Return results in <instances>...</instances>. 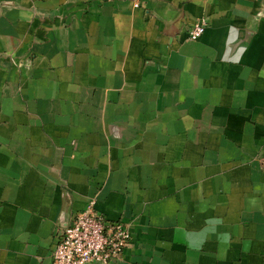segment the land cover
Segmentation results:
<instances>
[{"label": "crops", "instance_id": "0c3cea01", "mask_svg": "<svg viewBox=\"0 0 264 264\" xmlns=\"http://www.w3.org/2000/svg\"><path fill=\"white\" fill-rule=\"evenodd\" d=\"M89 199L108 264H264V0H0V264Z\"/></svg>", "mask_w": 264, "mask_h": 264}, {"label": "built area", "instance_id": "2783aa9c", "mask_svg": "<svg viewBox=\"0 0 264 264\" xmlns=\"http://www.w3.org/2000/svg\"><path fill=\"white\" fill-rule=\"evenodd\" d=\"M204 22L201 20L189 27L188 40H196L202 35ZM130 238L125 223L107 221L95 209L94 199H89L67 227L55 232L51 264H108L121 256Z\"/></svg>", "mask_w": 264, "mask_h": 264}, {"label": "water", "instance_id": "95a60500", "mask_svg": "<svg viewBox=\"0 0 264 264\" xmlns=\"http://www.w3.org/2000/svg\"><path fill=\"white\" fill-rule=\"evenodd\" d=\"M68 223H69V222L61 223L60 226H61L62 228H65V227H67Z\"/></svg>", "mask_w": 264, "mask_h": 264}]
</instances>
